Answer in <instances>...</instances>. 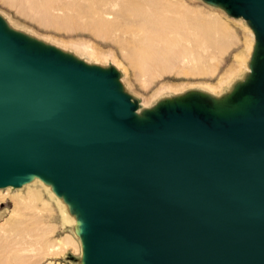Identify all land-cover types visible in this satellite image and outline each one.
I'll list each match as a JSON object with an SVG mask.
<instances>
[{"label":"water","instance_id":"1","mask_svg":"<svg viewBox=\"0 0 264 264\" xmlns=\"http://www.w3.org/2000/svg\"><path fill=\"white\" fill-rule=\"evenodd\" d=\"M201 1L245 22L247 72L142 109L115 67L0 17V189L48 186L77 264H264V0Z\"/></svg>","mask_w":264,"mask_h":264},{"label":"rangeland","instance_id":"2","mask_svg":"<svg viewBox=\"0 0 264 264\" xmlns=\"http://www.w3.org/2000/svg\"><path fill=\"white\" fill-rule=\"evenodd\" d=\"M60 1L0 0V17L8 21L11 27L76 54L83 61L115 67L120 74L121 84L125 91L137 102L139 109L153 105L160 98L173 96L176 93L190 89H200L215 95L221 94L230 86L229 83L240 79L244 72H247L246 62L248 57L246 45L252 40V34L245 22L241 19H232L221 10L209 6L201 0L172 1L174 3L177 1L180 5L183 4V8L190 20L200 26V29L196 30L195 35L211 46H209L210 49L212 48L211 51L208 49L211 55L206 52L209 58L207 57L206 61L204 60L205 63L203 62L199 67H192L193 65H191L189 59H185L182 61L185 64L180 61L175 62L176 65L173 64L172 69L160 74H154V71L156 73V69H159L155 68L152 60L147 57L144 46L138 42V37L134 34L137 32L136 25L133 22L131 24L128 22L129 25H127L126 22L128 20L115 18L116 14L113 12V3L111 1L110 3H108L109 0ZM69 1L71 2L68 4ZM89 1L91 2L88 3ZM118 1L122 2L124 0ZM77 2L79 3L78 6L76 5ZM72 3L73 5H71ZM87 5L91 7V10L86 7ZM93 13L95 14L93 15ZM100 18H103V20ZM104 18L106 21H104ZM45 20H52L63 26V29L57 31L49 27ZM99 21L103 24L105 23V25ZM65 26H67L69 31L68 29L66 31ZM97 32L102 34L98 36ZM104 32L107 33H105L106 38L102 36ZM224 34L229 36L234 44L230 45L225 52L220 53L219 47ZM202 71L206 72L205 75H198ZM0 191L3 194L8 192L5 199L0 201V264H16V258L21 253L16 250H3L1 247L5 243L3 239L8 234H12L14 227L17 225L15 224L16 220H8V211L13 208V202L9 197L13 193H17V191L24 194L26 188H10L8 191L3 189ZM43 197L48 199L44 193ZM40 220L39 226L41 228L39 227V231L46 232L45 240L56 243V241L62 240L66 236H71L76 244H79L71 232L73 223L63 221L59 209L53 202L50 203V207L47 210L41 212ZM33 232L35 231L30 234L32 238H35L37 233ZM19 243L17 241L12 242L14 245L12 246L17 248ZM35 252L23 253V260L26 261L31 256H38L36 264H77L80 254V250L74 251L70 247L64 251L57 250L50 255H40L38 252L35 254ZM67 256L73 259H68Z\"/></svg>","mask_w":264,"mask_h":264},{"label":"bare ground","instance_id":"3","mask_svg":"<svg viewBox=\"0 0 264 264\" xmlns=\"http://www.w3.org/2000/svg\"><path fill=\"white\" fill-rule=\"evenodd\" d=\"M73 1H78V0H72V2ZM110 1L111 3H113L112 8H113V12H115L116 14L115 18L117 19L122 18L124 20H128L126 22L127 25L131 24L132 22L136 25L137 32H135L134 34L135 36L138 37L137 39L138 42H140L144 46L146 55L152 60L155 68L159 69V70L156 69L157 72L155 73L154 71V74L166 73L170 69L173 68L172 66L173 64L176 65L178 61L182 62L185 59L187 60L189 59V61L191 62V65H193L192 67L194 66L199 67V65L203 64L204 60L208 57L206 54L209 53L208 49H210L209 48L210 45L208 43H205L204 41L199 39L198 36L195 35L196 30H198V28L200 29V26L198 24L193 23L190 20V18L186 14L185 9L183 8V4L180 5L178 4L177 1L176 3H174L172 0H124V1L120 0L122 2H119L118 0H109L108 3H110ZM70 2L71 1H69L68 4ZM78 2L76 3L77 6L79 4ZM90 2L91 1H89L88 3ZM71 5H73V3ZM86 7H88V5ZM83 8H85V6H83ZM88 8L89 10H91V7H88ZM96 9L95 11L98 12ZM27 10H30V9L28 8ZM95 13H93V15ZM31 14L32 13H30V15ZM33 16H36V15H33ZM104 17L106 18V16ZM100 19L103 20V18H100ZM45 21H46L45 23H47L49 27H52L53 29L57 31H61L63 29V26L57 24L56 22H53L52 20L51 21L45 20ZM104 21H106V19ZM95 22H97V20H95ZM128 22L130 23L128 24ZM102 24H100V26H102ZM103 25H105V23ZM100 26H97V27H100ZM65 27L67 31L68 28L67 26ZM89 29L91 28L89 27ZM114 29L116 30V28ZM105 33L106 32H104V35L102 36L106 38L105 35L107 33L106 34ZM96 34L100 36L102 33L99 34L97 32ZM96 34L94 35L97 36ZM232 44L234 43L232 42L231 38H229V36L224 34L223 39L220 43L219 52L220 53L225 52L227 48H229V46ZM251 47H252V40L246 45L247 57H249ZM193 70L195 69L193 68ZM205 73L206 72L202 71V72H199L198 75H205ZM22 187L26 188V192L24 194L18 193L17 191V193H13L9 197L13 202V208L10 211H8V216H9L8 220H16V223L15 222L14 223L17 225L16 227H14L12 234L11 233L8 234V236L5 237V239H3L5 243L2 245L1 248L3 250H11V251L16 250L18 253H21V255L18 254L19 256H17L16 258V261H15L16 264H36V259L38 258V256L37 257L31 256L28 260L26 261L23 260L22 254L25 252H29V251L33 253L36 251L35 254L38 252V254L40 255L42 254L50 255L53 252H56L57 250L64 251L68 249L69 247L72 248L74 251L80 250L79 244H76L75 240L71 236H66L62 240L56 241V243H51L50 240H45L46 232L39 231V227H40L39 224L41 221L40 220L41 212L43 210H47L48 207H50V203L52 202L59 209V212L64 222L74 223L73 218L67 214L66 208L64 204L61 202V200L56 198L51 193L48 186L43 185L37 179H34L30 183L25 184ZM9 189L10 187L3 188V190H6V191H8ZM42 191L48 199H45L43 197ZM6 194L1 193L0 191V201H3L5 199ZM32 231H35L37 233L35 238L31 237L30 233H32ZM16 241L20 242L19 247L17 245V248L13 247L14 243L12 244V242H16ZM40 242H42V244H40ZM17 252L15 253L17 254Z\"/></svg>","mask_w":264,"mask_h":264}]
</instances>
